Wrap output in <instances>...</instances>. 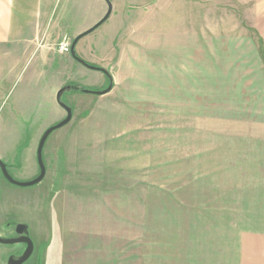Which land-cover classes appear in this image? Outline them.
I'll use <instances>...</instances> for the list:
<instances>
[{"label": "rangeland", "instance_id": "obj_1", "mask_svg": "<svg viewBox=\"0 0 264 264\" xmlns=\"http://www.w3.org/2000/svg\"><path fill=\"white\" fill-rule=\"evenodd\" d=\"M121 2L114 43L108 19L75 45L111 73L112 88L63 89L73 114L44 143L41 181L17 186L0 170V236L27 226L34 249L24 264H209L243 233H264V0ZM92 5L52 0L59 36H69V10L77 21L90 7L93 21ZM36 45L40 67L17 64L29 49L0 47V159L20 181L38 175L39 139L66 116L57 90L107 87L70 51ZM34 69L41 118L23 123L10 93ZM8 70L14 81L2 87ZM68 139L67 193L56 149ZM23 247L0 243V264Z\"/></svg>", "mask_w": 264, "mask_h": 264}, {"label": "crops", "instance_id": "obj_2", "mask_svg": "<svg viewBox=\"0 0 264 264\" xmlns=\"http://www.w3.org/2000/svg\"><path fill=\"white\" fill-rule=\"evenodd\" d=\"M127 1L130 2L132 0ZM51 2L52 0H0V47L11 49L21 45L30 50L29 55L25 53L24 57L19 59L17 62L19 66L21 64L33 63L40 67L42 57L39 56L40 54L34 52V50L40 49V45L36 44H57L63 36H68H59V27L62 23L52 20ZM93 3L95 6L92 5V14L96 16L93 21L90 20V7L84 10V12H81L82 19H78L77 21H72L73 15L71 14L74 12L79 13L83 6L75 4L73 6L74 12L72 11L73 9L69 10V27L66 25L64 30H69L68 37L71 42L77 34L89 28L106 12L107 5L104 0H93ZM111 3V13L102 24L108 19H112V22L106 28L113 29L112 42L114 43L115 37L121 29L123 11H127L128 9L124 8L121 0H111ZM81 38L75 44H78ZM39 51L41 53V50ZM5 65L4 63L2 64L3 71L6 69ZM9 71L7 73L3 72L2 74V87L6 86L7 81H9L8 87L11 84L10 82L14 81L10 78ZM22 71L19 73L17 79L21 76ZM35 75L36 70L34 69L25 78L23 85L20 86L18 91L16 93H10V96H14L11 105L19 113L18 120L23 123L40 122L42 101L39 91L41 81L39 77V79L35 78ZM22 87L23 90L21 89ZM36 114H39V116H36ZM40 126V124H24V127L36 128ZM63 141L65 142L63 143ZM63 146H65V149ZM56 151L62 158L63 168L65 170L61 175L63 179V185L61 187L64 188V192L68 193L66 188L69 184V139L61 140ZM247 240H251V242ZM214 252L215 254L213 256H216V259H211L209 264H264V233H243L240 236V247L235 249H219Z\"/></svg>", "mask_w": 264, "mask_h": 264}, {"label": "water", "instance_id": "obj_3", "mask_svg": "<svg viewBox=\"0 0 264 264\" xmlns=\"http://www.w3.org/2000/svg\"><path fill=\"white\" fill-rule=\"evenodd\" d=\"M104 1L106 2L107 9H106V12L103 14V16L98 21H96L94 24H92L89 28H87L84 31L77 34L71 42V51H70L71 55L75 56L74 58L76 60H78L79 62H81L83 65L90 67V68H95V69L99 68V67L89 65L85 62V60L76 56V52H75V45L76 44L75 43L77 42V40L79 38H81L82 36L90 33L94 29H96L99 25H101L109 17L111 10H112V3H111V0H104ZM111 88H112V85L108 84L106 88H104L102 90H97V91H95V93H106ZM63 89H64V87L57 90L56 100H57L58 104L66 111V116L62 120H60V121L52 124L51 126H49L43 132L42 136L39 139L37 150H36V159H37V164L39 167L38 175L35 176L34 178H32L30 180H26V181L17 180L13 176H11L10 172L7 169L6 164L0 159V170H1L4 178L6 180H8L10 183L17 185V186H28V185L35 184V183H37L43 179L45 172H46V166H45L43 156H42L44 143H45L47 137L49 136V134L53 130L67 124L72 118L71 107L68 106L67 104L63 103V102H60V95H61V92L63 91ZM26 230H27V226L24 223H18L15 227V232L17 234H21V235L16 236V237H9V238H5V237L0 236V243H4V244L25 243L26 244V247L23 250L22 254L17 258L10 256L8 258L7 264H22L24 261H26L31 256L33 249H34V244H33V241H32L30 236L23 234V232H25Z\"/></svg>", "mask_w": 264, "mask_h": 264}, {"label": "trees", "instance_id": "obj_4", "mask_svg": "<svg viewBox=\"0 0 264 264\" xmlns=\"http://www.w3.org/2000/svg\"><path fill=\"white\" fill-rule=\"evenodd\" d=\"M76 56H77V54H76ZM73 57H75V56H73ZM86 63L89 65L95 66V67H99L96 69L103 72V74L105 76V80L107 82V85L111 84L113 86V80H112L111 73L107 69L102 68L101 66H98V65L93 64V63H89V62H86ZM65 87L66 88L70 87L72 90H77V91H80L81 93H95V91L99 90V88L89 87L87 85H78V84H74V83H72V84L69 83L67 86H64V88Z\"/></svg>", "mask_w": 264, "mask_h": 264}, {"label": "built area", "instance_id": "obj_5", "mask_svg": "<svg viewBox=\"0 0 264 264\" xmlns=\"http://www.w3.org/2000/svg\"><path fill=\"white\" fill-rule=\"evenodd\" d=\"M71 40L68 36H63L60 41L57 42V51L60 53H67L70 51Z\"/></svg>", "mask_w": 264, "mask_h": 264}, {"label": "flooded vegetation", "instance_id": "obj_6", "mask_svg": "<svg viewBox=\"0 0 264 264\" xmlns=\"http://www.w3.org/2000/svg\"><path fill=\"white\" fill-rule=\"evenodd\" d=\"M70 46H71V43H70ZM46 166V165H45ZM26 232H23V234H25ZM19 235H21V234H16L14 237H16V236H19ZM21 244H23L24 245V247H23V250L25 249V247H26V244L25 243H21ZM23 250H22V252H23ZM22 252L21 253H19V254H17L16 256H13V257H15V258H17V257H19L21 254H22ZM30 258V257H29ZM28 260V259H27ZM26 261H24L22 264H24Z\"/></svg>", "mask_w": 264, "mask_h": 264}]
</instances>
